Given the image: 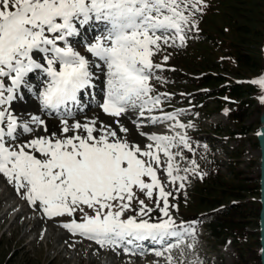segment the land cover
<instances>
[{
	"label": "snow or ice",
	"instance_id": "1",
	"mask_svg": "<svg viewBox=\"0 0 264 264\" xmlns=\"http://www.w3.org/2000/svg\"><path fill=\"white\" fill-rule=\"evenodd\" d=\"M204 6V0H0V174L49 219L67 217L62 226L74 235L101 246L151 241L161 246L155 250L157 257L178 247L191 232L181 230L173 219L172 193L165 190L158 172L162 154L169 182L185 180L174 174L179 172L175 156L181 153L171 149L178 144L192 148L186 134L146 133L142 127L144 121L169 120L176 121L171 127H191L177 120L180 111L151 115L168 95H152L153 69L162 67L152 58L165 46H184L186 32L197 27L195 15ZM101 24L97 35L88 39L87 32ZM76 37H83L82 46L95 59L77 50L72 42ZM93 67L105 76L104 96L97 106L114 118L137 111L135 134L119 119L113 121L118 127H97L94 119L69 123L70 105L82 106L80 95H91ZM34 73L42 77L35 86L27 79ZM248 83L264 92V75ZM22 87L35 88L42 110L60 117L58 130L38 115L18 120L5 107L23 98ZM259 99L264 103V95ZM136 135L149 143L141 146ZM257 135L264 140V128ZM191 163L198 167L195 160ZM173 238L175 243L170 242ZM166 259L172 264L170 254Z\"/></svg>",
	"mask_w": 264,
	"mask_h": 264
},
{
	"label": "rangeland",
	"instance_id": "2",
	"mask_svg": "<svg viewBox=\"0 0 264 264\" xmlns=\"http://www.w3.org/2000/svg\"><path fill=\"white\" fill-rule=\"evenodd\" d=\"M225 1L233 9L239 7L240 11L234 13L232 9V17L227 16V13L229 15L230 12L224 11L222 16L221 14L214 15L208 22L209 24L206 23L207 26L202 24L205 30L212 29V34L215 33L216 28L222 30L223 32H220L219 36L216 32L214 38L218 43L219 41H226L222 43V47L229 46V49L216 48L215 52L212 49V53L214 55L216 52L217 54L220 52V55L224 56L222 54L230 52L231 46H236V50H240V53L255 65L258 60L257 53L259 54L260 49L264 47V0ZM238 14L241 16L239 17ZM210 23L212 27H210ZM237 24L244 26V30L248 32L247 35L238 34L236 36L233 33L232 27ZM190 33L193 31L186 32L187 39L184 46H165L161 52L152 58L154 63L162 65L160 69H153V77L150 81L153 87L152 95L162 93L168 95L161 97L160 107L153 110L151 115L161 116L163 113L180 111L177 120L186 126L191 125V127L179 128L171 127L176 123L173 120L156 124H149L144 121L142 127L144 132L170 136H175L177 133L186 134L192 148V151H189L182 144H178L177 147L171 149L174 154L181 153V155L175 156L174 163L178 165L179 172L174 174L186 176L185 180H177L175 183L169 182L166 173L163 171L167 164V158L162 154V166L158 172L159 178L163 185L168 188H177L182 183V189L186 188L185 194L189 198L192 195L190 192L195 190L192 197L195 200H197V192L200 188L213 190H218L223 186L225 188L226 183L234 181L233 174L244 180L242 185L249 189L248 192H251L254 190L251 188L257 184L258 178V149L255 134L258 119L264 112V103H261L259 99L260 96L264 95V92L257 86L248 83V80L258 71L263 70L262 74H264V50L263 54L261 53L263 57L261 56L262 60H260L262 64L260 70L253 68L244 70L237 63H224V59L217 58L219 55L215 58L216 60H213V55L207 51L213 44L210 40L213 36L211 33L206 32L207 37L198 38ZM178 43L177 41V45ZM74 45L76 48L82 47L81 44L74 43ZM84 51L85 49L81 50V54L88 56ZM201 54L204 55V59L199 57ZM164 56H168L167 61H164ZM225 61L227 60L225 59ZM205 72L209 76L222 79L221 83H218L220 86L222 83L236 84L238 82L241 84L239 87L241 93L237 97L240 101L246 100L248 103L243 108L244 111L240 120L227 118L225 109L221 110L220 105H217L215 95L209 98L204 95L203 98L195 92L197 87L193 82V77ZM218 84L208 87L215 91ZM37 103L35 102L38 106ZM119 118L108 119L112 120L109 121L111 124L108 122L102 124L118 127L113 124V121L119 119L125 127L130 129L132 134L137 132L135 126L129 123L130 117L122 116ZM21 119L28 120L24 117ZM84 119L85 122L89 120L83 115L76 120L82 122ZM73 121L75 119L69 122ZM98 123L97 127L100 126ZM136 139L141 142V146L149 143L145 137L139 135H136ZM178 139L177 137V141ZM192 160H195L198 167L191 163ZM209 164L218 167L217 174H219L220 179H223V182L215 183L216 178L212 175L205 185L193 188L192 173L194 171L186 172L185 169L195 168L196 171L200 167L206 168ZM15 190L17 189L14 183L10 184L8 179L0 174V264H168L166 257L169 254L172 256V264H258L257 195L250 196L244 192L240 193V196L244 194L243 198L239 199L242 207L233 212L241 222L239 224L241 231L237 236L221 230L212 236L207 230L210 218L205 211H209L213 207H208V203L205 202V205L201 204L203 207L195 209V204H192L190 199L188 206H182L181 210H175L171 207L170 211L176 214L171 215L178 222L180 211L183 213L184 209L188 210L191 205L188 214L200 212L201 225L195 226L194 223L182 225L181 230L187 228L191 234L186 233L183 242L178 247L172 248L174 249L172 253L165 252L164 256L157 257L154 253L158 249H153L151 253H139L126 257L120 256L117 252L94 247L88 241L89 239L84 236L74 235L68 229L61 228L60 224L68 222L67 217L49 219L41 211L28 204V200L23 194L24 197L14 194ZM19 192L22 193L23 190ZM200 192L203 193V190ZM213 194L215 197L211 195L210 201L219 200L222 205L233 200L225 198V195L219 191ZM137 195L148 206L155 207L153 201L146 198L144 194L137 193ZM158 195L156 193L154 199L158 198ZM216 196L222 197V199ZM133 206L138 207L135 203ZM18 214L21 215L17 217ZM24 221H28L29 224H25ZM172 243H175V240ZM190 245L191 247H189Z\"/></svg>",
	"mask_w": 264,
	"mask_h": 264
},
{
	"label": "trees",
	"instance_id": "3",
	"mask_svg": "<svg viewBox=\"0 0 264 264\" xmlns=\"http://www.w3.org/2000/svg\"><path fill=\"white\" fill-rule=\"evenodd\" d=\"M204 7H203V11L202 12H198L196 13V17L198 19H200V22H202L203 24H209L208 22L210 21V19L212 17H214V15H220L222 16V13L225 12H230L229 15L227 13V16L232 17V6L230 4L227 3V1L225 0H204ZM225 9V10H224ZM234 13L240 11V8H234ZM225 14V13H224ZM238 16L240 17L241 14H238ZM206 24V26H207ZM210 27H212V24L210 23ZM244 26L242 24H237L234 27H232L233 33L236 34V36L239 35H247V31L244 30L243 28ZM226 29V27H225ZM212 29H208L205 32H209L212 34ZM227 31V30H226ZM216 32H218V36L219 33L223 32L222 30L216 28L215 29V33L212 34L213 36L211 37L212 41H215L214 37L216 35ZM226 41H220V44L218 45V48L220 49H229V46L226 44L225 47H222V43H225ZM230 42V41H229ZM232 45V43H231ZM237 45V44H236ZM236 46H231L230 47V52H226L225 54H222L224 56L230 57L229 59L231 60L229 63H237L238 66L241 69L244 70H250V69H256V70H260L261 68V63L260 60H262V52L259 51V54L257 53V62L255 63V65L251 62L248 61V58L246 56H244L243 54H241L240 50H236L235 48ZM207 51L210 52L211 55H213L212 50L209 48ZM262 53V54H261ZM203 55V54H202ZM217 55H219L218 57H222L219 54H217V52L213 55V59H215L217 57ZM204 56V55H203ZM223 56V57H224ZM262 56V57H261ZM226 63V62H224ZM225 68V67H223ZM262 71V70H261ZM261 71H258L261 72ZM257 73V74H258ZM255 76V75H254ZM221 79L219 77H212V76H206L203 77L202 79L197 81V85L198 86H215L218 83H220ZM218 90H216L213 93H217L218 96H221L223 98V100H231L232 102L235 101L236 99H238L237 96H240L241 93V89L239 88V86H232V87H217ZM225 97H227V99H225ZM246 101L243 100V102H240L239 104L235 105V110L233 112L230 113L229 118L232 120H240L241 118V114L244 111V107L246 106ZM216 172L218 173V169H216ZM215 172V173H216ZM215 183L218 182H223V179H220L219 174H215ZM208 178H202L201 181L199 183L196 184V187H202L203 185L206 184V182H208ZM233 180L230 183H226V187L225 188H220V189H211V188H206V189H202L200 188L197 192V200H195V206L197 208H201L203 207L202 205H205V202H207V206L208 207H213L212 209L213 211V218H212V224H211V230L213 231V233H217L216 230H221L224 231L226 233H230L233 236H237L238 233L241 231L239 224H241V222L238 220V218L234 215L233 212H236L235 210H237L239 207H242L241 202L239 201L240 198H243L244 194L242 196H240V193L244 192L247 195L250 196H258V192H257V184H255L253 191L248 192L249 189L244 188V185H242L244 180H241L237 177L236 174H233ZM225 185V184H224ZM203 190V193H201L200 191ZM216 191L222 192V194L225 195V198L227 197V199H233V200H229L228 203L226 205H222L219 200H214V201H210V199H212V197H210L211 195L214 196L213 193H215ZM205 192V194H204ZM207 192V193H206ZM218 194V193H217ZM205 197V198H203ZM215 197V196H214ZM219 199H222V197L220 198L219 196H216ZM201 198V199H200ZM219 203V204H218ZM258 203V202H257ZM202 204V205H201ZM217 204V205H216ZM214 205H216L214 207ZM210 209V208H209ZM236 238V237H235ZM258 258V255H257ZM240 264V263H238Z\"/></svg>",
	"mask_w": 264,
	"mask_h": 264
},
{
	"label": "water",
	"instance_id": "4",
	"mask_svg": "<svg viewBox=\"0 0 264 264\" xmlns=\"http://www.w3.org/2000/svg\"><path fill=\"white\" fill-rule=\"evenodd\" d=\"M264 128V112L260 115L258 121V131ZM257 131V133H258ZM256 133V141L258 145V185H259V214H258V236H259V263L264 264V140L258 137Z\"/></svg>",
	"mask_w": 264,
	"mask_h": 264
},
{
	"label": "bare ground",
	"instance_id": "5",
	"mask_svg": "<svg viewBox=\"0 0 264 264\" xmlns=\"http://www.w3.org/2000/svg\"><path fill=\"white\" fill-rule=\"evenodd\" d=\"M85 52V51H84ZM83 52V53H84ZM86 56V55H85ZM95 76V75H94ZM99 79V78H98ZM100 80V79H99ZM102 82V81H101ZM100 90V89H99ZM35 102H37V101H35ZM38 104V103H37ZM12 113H13V115H15L17 118H18V120L20 119L19 117H18V113H17V111H16V109L14 110V109H11L10 110ZM21 114H23V116L25 117V118H27V119H29L31 116H33V115H38L37 114V111H36V107H35V104H29V105H27L26 107H23V108H20L19 110H18ZM97 111V112H96ZM84 113V116H86V118H89V120L88 121H90V120H96L97 121V123L99 124V125H101L102 123H105V124H107L106 122H108V124L110 123L109 121H112V120H108V119H112V118H114V117H110V116H108L106 113H104L103 112V110L101 109H98V108H96L95 110H92V111H90V112H83ZM87 114H88V116H87ZM38 116H40L41 117V119H44L45 121H46V123L49 125V126H54V128L56 129V130H58L59 128H60V122H57V121H53V120H50V119H46L45 117H43V116H41L40 114L38 115ZM124 116H126V117H131V118H135L136 119V117H137V113L135 112V111H130L129 113H127V114H125ZM122 117V116H121ZM130 119V118H129ZM24 120V119H23ZM114 120V119H113ZM76 121H79V120H75L74 122H76ZM104 121V122H103ZM74 122H72V123H74ZM81 122V121H80ZM120 122L121 123H123L121 120H120ZM81 123H86L85 122V119L81 122ZM71 124V123H70ZM111 124V123H110ZM124 124V123H123ZM98 125V126H99ZM117 126V125H116ZM144 126V125H143ZM11 184V183H10ZM23 193V192H22ZM21 193V194H22ZM3 199V198H2ZM1 201V200H0ZM21 214H18L17 215V217H19ZM24 223L25 224H29V222L28 221H24ZM27 226V225H26ZM174 242V241H173Z\"/></svg>",
	"mask_w": 264,
	"mask_h": 264
}]
</instances>
